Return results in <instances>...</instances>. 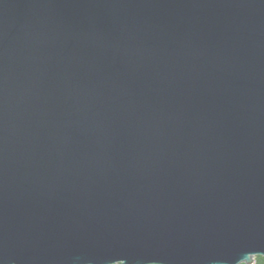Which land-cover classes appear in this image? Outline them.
Wrapping results in <instances>:
<instances>
[{
    "label": "water",
    "instance_id": "water-1",
    "mask_svg": "<svg viewBox=\"0 0 264 264\" xmlns=\"http://www.w3.org/2000/svg\"><path fill=\"white\" fill-rule=\"evenodd\" d=\"M264 256V0H0V264Z\"/></svg>",
    "mask_w": 264,
    "mask_h": 264
},
{
    "label": "trees",
    "instance_id": "trees-1",
    "mask_svg": "<svg viewBox=\"0 0 264 264\" xmlns=\"http://www.w3.org/2000/svg\"><path fill=\"white\" fill-rule=\"evenodd\" d=\"M241 264H244V263H241ZM254 264H264V256H261V255L255 256Z\"/></svg>",
    "mask_w": 264,
    "mask_h": 264
}]
</instances>
